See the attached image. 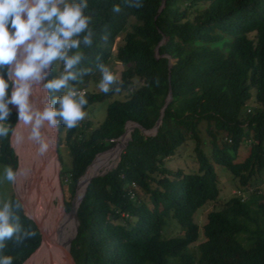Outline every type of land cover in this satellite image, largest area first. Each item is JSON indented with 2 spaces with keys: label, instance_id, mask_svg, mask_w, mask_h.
<instances>
[{
  "label": "trees",
  "instance_id": "1",
  "mask_svg": "<svg viewBox=\"0 0 264 264\" xmlns=\"http://www.w3.org/2000/svg\"><path fill=\"white\" fill-rule=\"evenodd\" d=\"M161 2L142 0L143 7L130 8L126 0H88L85 14L92 17L93 44L81 45L85 59L79 67L91 72L70 83L87 88L97 63L109 67L115 57L123 66L121 91L87 89L85 109L124 95L108 102L105 118L93 128L89 121L72 129L58 126L65 209L71 208L78 180L121 140L126 122L150 129L169 89L171 99L154 135L134 127L116 165L90 179L77 207L78 231L72 241L77 251L71 247V256L75 264H264L263 203L231 196L207 212L200 241L197 219L198 210L218 197L215 165L224 167L241 190L264 199L258 186L264 170V0H164L159 9ZM114 5H120V13L112 11ZM62 72L60 62L45 83ZM16 120L12 110L8 123L14 126ZM10 139L0 138V162L17 169ZM244 143L247 151L241 156ZM33 144L35 158L38 145ZM17 146L22 162L25 152ZM186 148L193 154L194 171L165 165ZM29 164L31 170L30 157ZM25 176L20 170L24 204ZM137 189L142 194L135 198ZM17 215L36 235L20 246L7 241L2 254L24 264L41 234L30 218L21 211ZM170 218L182 235H162Z\"/></svg>",
  "mask_w": 264,
  "mask_h": 264
},
{
  "label": "clouds",
  "instance_id": "2",
  "mask_svg": "<svg viewBox=\"0 0 264 264\" xmlns=\"http://www.w3.org/2000/svg\"><path fill=\"white\" fill-rule=\"evenodd\" d=\"M126 3L130 8L143 7L142 0ZM87 8L88 0H0V138L12 134L20 144L24 135L16 128L20 124L29 126L28 139L38 145V154L45 156L55 145V138L42 129L61 124L72 129L86 119L88 100L70 82H79L91 72L79 67L85 59L81 45L93 44L94 34L89 27L92 17L85 14ZM112 11L120 13V5H114ZM58 62H63V72L41 89L48 70H55ZM96 67L101 74L99 89L105 94L120 92L118 74L103 62ZM61 90L63 94L56 95ZM40 92L45 93L43 109L30 100V96L39 97ZM9 105L18 107L15 127L8 123L12 111ZM19 175V170L5 166L0 181L16 183ZM22 207L19 200L0 201V264H14L12 256L2 254L7 241L20 246L36 235L20 224L17 213Z\"/></svg>",
  "mask_w": 264,
  "mask_h": 264
},
{
  "label": "bare ground",
  "instance_id": "3",
  "mask_svg": "<svg viewBox=\"0 0 264 264\" xmlns=\"http://www.w3.org/2000/svg\"><path fill=\"white\" fill-rule=\"evenodd\" d=\"M38 95L40 96H30V100L37 101L39 107L43 109L44 104L42 103V100L45 93L40 92L38 93ZM19 127L16 128V132ZM130 127V124L126 125L125 133L121 137V139L123 138L122 143L117 144L118 146L113 151H106L103 153L104 155H107L104 156L103 154H101L103 156L100 155L101 157L96 162H93L94 166L92 171L86 177L80 179L76 200H78V195L80 196L86 180L93 174L99 172L101 164H104L108 160L109 162L110 160H114L115 163V161L118 159L119 151L121 150V147L123 146L125 140L128 138ZM42 131H44L47 135L55 138V128L52 131L49 129H42ZM29 132V126H25L22 124L25 158L22 164L21 154L17 149V152L20 156L19 171L21 170L22 165L24 171H21L26 174L25 185L27 197L25 205L27 206V209L29 211L27 213L30 214L38 222L44 235L40 247L30 256V260L28 259L29 264H75L71 256V246L69 245V241L75 227V221L73 219L72 213L67 215L65 213L60 217L54 203L53 193L54 190L58 187V163L57 157L53 151L54 146L50 148L47 155L40 156L39 154H37L34 158L35 149L33 141L27 138ZM28 154L31 160L30 171H28L27 168V162L29 161ZM111 166L112 164L109 167ZM69 217H71V219H69ZM67 227H69L70 229L67 230ZM69 258L71 262L69 261Z\"/></svg>",
  "mask_w": 264,
  "mask_h": 264
},
{
  "label": "rangeland",
  "instance_id": "4",
  "mask_svg": "<svg viewBox=\"0 0 264 264\" xmlns=\"http://www.w3.org/2000/svg\"><path fill=\"white\" fill-rule=\"evenodd\" d=\"M133 21H134V19L131 18L130 22H133ZM59 65H60V62H58L56 68H58ZM109 68L114 73L118 74V76L120 78V72L123 69V66L115 57L111 58V61L109 63ZM100 80H101V74L98 71V72H96L94 74L93 78L90 80V82L87 85V88H85V90L88 89L89 91H98L99 90L98 84H99ZM9 95H11V89H10ZM123 95L124 94H121V95L120 94H114L112 96V98H106V99H104V100H102L100 102H96V103L90 105L87 109H85L87 111V113H88V116L82 122L89 121L92 128L97 126V124L99 122H101L105 118L106 106H107L108 102L111 99H121L123 97ZM249 104H250L249 106H254L255 105L252 101H249ZM11 109L17 114V118H18V111L15 109L14 105H11ZM16 121L18 123V119ZM17 123H15V125H17ZM15 125L13 127H15ZM53 129L54 128H50L49 130L52 131ZM10 137H11V139H10L11 146L13 148L12 150L16 153L17 158H18L17 170H19L20 156L18 155V152H17V149L19 150V148L17 146V143L13 139L14 136L12 134L9 135L8 141H9ZM27 138H28V136H27ZM122 141H123V138L119 142L117 140V142H118L117 144L122 143ZM117 144L114 145V147L112 149H110L109 152L113 151L118 146ZM247 145H248L247 143H244L243 147L241 145V147H240V149L242 150L241 151V153H242L241 156H243L246 153L247 149L245 147H247ZM19 146L21 147L22 152H25L23 142L20 143ZM205 150L206 151L209 150V148H208V146L206 144H205ZM15 153H14V158H15ZM179 154L173 155V156L167 158L166 161H165V165L167 167H169V168H174V169L181 168V169L186 170V171H194L195 165L192 162V155L193 154H192L191 150H189V148H186L184 151H180ZM105 155H107V154H105ZM56 157H57V163H58L57 172L58 171L60 172L61 166H60V163H59V160H58V155ZM117 161H118V159L115 161V163ZM23 162H24V158L22 159V164H23ZM115 163H114V160H112V161L110 160V162H109V160L106 161L104 164H101V168H100L99 172H101L103 170H107L108 168H110L109 166L111 164L113 166ZM5 166H9V165L6 164V163L0 162V175H2ZM27 166H28L27 168H28V171H29L30 170L29 161L27 162ZM13 169H15V166H14ZM21 170L24 171L23 168H22V165H21ZM215 170H216V173H217V176H218L219 194H218V197H217V199L215 201L213 200V201L207 202L197 212L198 213L197 214V219H198V222H199V229H200V235H199L198 241H200L201 238H202L201 225H202V223H203V221L205 219V215L207 214V212H209L210 210L218 208L222 204V202L226 201L231 196L238 195V196H240V197H242L244 199H247V200H250V201L254 202L255 204L258 203V202L264 204V199L262 197H260L259 194H253L254 191H252L250 189L241 190L240 187L233 181L230 173L224 167L219 166V165H215ZM60 185L61 184H60V177H59V179H58V187L54 190L53 196H54V203H55L56 209H57V211L59 213V216L61 217L65 213H66V215L67 214H71V213L69 212L68 209H65V207H64V198H63V194H61L62 191H61ZM258 186L261 187V190H264V170L261 172V174H260V176L258 178ZM80 191H81V189H80ZM80 191H79V194H80ZM75 193H76V196H77L78 189L76 190V188H75L74 194ZM60 194L62 195L61 199H60ZM137 194L141 195L142 192L139 189H137L135 191V198H136ZM15 196H17V199L22 203L23 208L25 209V211L29 212L28 209H27V206H25V204L23 202V199H22V196H21V186H20L19 177H18V180H17L16 183H9L6 180L0 181V201H4V200H11L12 201V198L15 197ZM69 196H70V190L67 191V196L65 198H69ZM78 197H79V195H78ZM72 199L70 200L71 203H72ZM69 219H71V217H69ZM262 219H264V216L262 217ZM68 229H70V228L67 227V230ZM72 234H73V232H72ZM162 235L164 237H166V238L182 235V228L174 219L170 218L167 221V224L163 228ZM240 238H241V235H238V239L239 240H241ZM244 245H247V244H244Z\"/></svg>",
  "mask_w": 264,
  "mask_h": 264
},
{
  "label": "water",
  "instance_id": "5",
  "mask_svg": "<svg viewBox=\"0 0 264 264\" xmlns=\"http://www.w3.org/2000/svg\"><path fill=\"white\" fill-rule=\"evenodd\" d=\"M163 3H164V0H162V2H161V5H160V7H159V9H161V7H162V5H163ZM162 41H164V40H162ZM155 54H157V46L155 47ZM168 65H169V67L172 65V60L169 58V60H168ZM50 72V69L48 70V73ZM45 84V80L44 81H42L41 82V85H40V87H41V89H43V85ZM170 99H171V90L169 89V91H168V94H167V97H166V99H165V102H164V104L161 106V108H160V114H159V117H158V119L156 120V122H155V124L150 128V129H145V128H143V127H141L140 125H138L136 122H133V121H127L126 122V124H125V126H124V128L126 129V125L127 124H130L131 125V127H130V132L132 131V129L134 128V127H138L145 135H154L155 133H156V131H157V128H158V126H159V124H160V122H161V117H162V115H163V112H164V109H165V107H166V105L168 104V102L170 101ZM16 123H17V121H16ZM125 129H124V132L118 137V140L123 136V134L125 133ZM55 134H54V136H55V145H54V149H53V151H54V153H55V155L57 156V146H58V140H59V131H58V129L57 128H55ZM130 132H129V135H128V138L125 140V142H124V144H123V146L121 147V150L125 147V145L127 144V141L129 140V138H130ZM117 143V142H116ZM116 145V144H115ZM121 150L119 151V155H118V159H119V156H120V153H121ZM106 151V150H105ZM104 152V151H103ZM100 153H102V152H100ZM100 153H98V154H100ZM98 154H96L95 155V157L98 155ZM95 157H94V159H95ZM93 159V160H94ZM93 160H92V162H93ZM91 162V163H92ZM117 163V162H116ZM116 163L113 165V166H111L110 168H108L107 170H103V171H101V172H98V173H95V174H93L92 176H90L87 180H86V182H85V184H84V186H83V190H82V192H81V194H80V196H79V198H78V200H76V193L74 194V196H73V199H72V203H71V208H70V210H69V212L70 213H72V216H73V219H74V231H73V234H72V236H71V239H70V241H69V245L74 249V250H76L77 251V249H76V247H74L73 246V244H72V241L74 240V238H75V236H76V234H77V231H78V229H77V227H78V219H77V207H78V205H79V203H80V200L82 199V197H83V195H84V191H85V189H86V186H87V184L89 183V181H90V179L92 178V177H94V176H99V175H103V174H105L108 170H110L112 167H114L115 165H116ZM89 166V165H88ZM88 166H87V168H88ZM87 168H86V170H87ZM86 170H85V172H86ZM85 172H84V174H85ZM83 174V175H84ZM82 175V176H83ZM81 176V177H82ZM80 177V178H81ZM57 178L59 179V171L57 172ZM79 181L80 180H78V182H77V186H76V190L78 189V187H79ZM60 188H61V186H60ZM60 191V190H59ZM61 194H62V192H61ZM60 194V199L62 198L61 195ZM15 199L16 200H18L17 199V197L15 196ZM21 211V213L22 214H24L25 216H27L28 218H30L34 223H35V225L37 226V228H38V230H39V232H40V234H41V242H40V244H39V246L30 254V256L40 247V245H41V243H42V240H43V232H42V229H41V227H40V225L38 224V222L30 215V214H28L26 211H25V209L22 207V209L20 210ZM80 254V253H79ZM29 256V257H30ZM28 257V258H29ZM27 258V259H28ZM26 259V260H27ZM25 260V261H26ZM24 261V262H25ZM23 262V263H24Z\"/></svg>",
  "mask_w": 264,
  "mask_h": 264
},
{
  "label": "built area",
  "instance_id": "6",
  "mask_svg": "<svg viewBox=\"0 0 264 264\" xmlns=\"http://www.w3.org/2000/svg\"><path fill=\"white\" fill-rule=\"evenodd\" d=\"M62 66H63V62H62ZM77 90L85 93V89L84 88H80V89H77Z\"/></svg>",
  "mask_w": 264,
  "mask_h": 264
}]
</instances>
